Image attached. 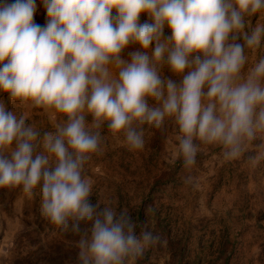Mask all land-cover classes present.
Segmentation results:
<instances>
[{
	"label": "clouds",
	"instance_id": "obj_1",
	"mask_svg": "<svg viewBox=\"0 0 264 264\" xmlns=\"http://www.w3.org/2000/svg\"><path fill=\"white\" fill-rule=\"evenodd\" d=\"M40 3L43 25L34 20L36 0H0V92L61 119L41 132L0 101V188L19 186L29 196L38 188L51 223L66 230L71 220L76 232L89 225L78 241L80 264H125L163 241L146 225L137 233L127 209L90 199L82 170L101 150L99 130L106 124L130 149H142L143 126L171 118L185 168L196 162L194 141L239 158L264 131V57L245 68V50L264 38V24L250 23L264 14V0ZM131 44L139 47L125 58Z\"/></svg>",
	"mask_w": 264,
	"mask_h": 264
},
{
	"label": "rangeland",
	"instance_id": "obj_2",
	"mask_svg": "<svg viewBox=\"0 0 264 264\" xmlns=\"http://www.w3.org/2000/svg\"><path fill=\"white\" fill-rule=\"evenodd\" d=\"M36 3L34 20L43 25L46 11ZM145 19L142 13L140 20ZM250 23L264 24V14ZM138 47L131 44L122 55L128 58ZM245 51L247 68L264 57V38ZM162 72L179 81L167 67ZM0 101L41 132L54 131L61 119L4 92ZM99 131L101 150L82 170L92 184L90 199L98 208L127 209L137 233L146 225L163 241L125 264H264V131L232 160L223 158L221 146L194 141L198 152L190 169L177 152L180 133L171 118L160 128L143 126L142 149H130L106 124ZM187 176L192 183H185ZM40 199L38 188L31 196L19 186L0 188V264H80L78 241L89 225L81 223L76 232L71 220L66 230L51 223L41 214Z\"/></svg>",
	"mask_w": 264,
	"mask_h": 264
}]
</instances>
